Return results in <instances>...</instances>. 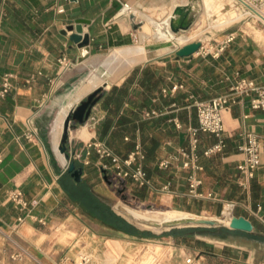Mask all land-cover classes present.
<instances>
[{"label": "crops", "instance_id": "0c3cea01", "mask_svg": "<svg viewBox=\"0 0 264 264\" xmlns=\"http://www.w3.org/2000/svg\"><path fill=\"white\" fill-rule=\"evenodd\" d=\"M122 1L154 9L169 0H0V89L4 77L8 82L0 95V264H76L82 248L106 259L111 248L105 242L76 243L88 236L80 217H94L80 205L78 185L90 172L112 169V157L101 156L94 143H102L120 158L139 145L143 157L130 167L139 163L149 183L123 179L154 190L156 199L175 209L223 216L226 201H232L231 214L252 223L250 231L217 221L182 233H155L154 241L165 249L154 264H187V256L192 264H264V109L252 107L248 96L231 103L223 112V145L210 154L203 151L218 137L198 131L195 151L202 169L196 174L201 178L197 187L201 196L188 193L191 168L183 166L186 157L181 152L191 151L188 127L198 124L195 99L226 92L236 74L264 82L263 26L236 23L210 45L200 40L198 50L189 55L178 56L173 49L194 40L97 66L104 79L67 108L103 85L85 121L68 130L67 148L82 157L74 160L82 166L80 182L65 168L52 122L92 70L90 56L134 45V31L140 26L134 27V11H122ZM79 17L86 19L82 33L89 37V55L82 60L76 58L80 48L70 40L71 30L64 32ZM62 56L67 65L59 61ZM247 131L259 136L262 149L260 164L244 188L237 163L243 158L238 145ZM163 159L169 160L167 167L159 165ZM14 192L24 204L12 198ZM97 217L109 215L103 208ZM90 233L103 241L111 239ZM113 240L119 254H126L130 241Z\"/></svg>", "mask_w": 264, "mask_h": 264}, {"label": "rangeland", "instance_id": "374dc122", "mask_svg": "<svg viewBox=\"0 0 264 264\" xmlns=\"http://www.w3.org/2000/svg\"><path fill=\"white\" fill-rule=\"evenodd\" d=\"M205 3L210 8L209 12L205 9ZM227 6H236V10L238 12L242 11V14L237 18L227 20ZM178 7L181 8V10H176ZM132 10L135 13L136 21H141L140 27L136 28L137 30L135 29L134 31V45L118 46L108 53L90 56L88 61L93 63L91 66L92 70L85 75V80L82 83L84 84L86 81L89 82V87L86 90L97 85L95 80H100L101 75L96 67L100 64L108 67L104 60L106 57H110L115 50H118L115 52L120 53L122 57H128L131 55V52L128 50L136 47L139 43L143 47H141L142 49L138 52L137 56L144 57L149 54L173 48L176 46V42H179L178 38H169V40L166 38H156L155 34H153L155 28L154 23L141 16L140 11L150 14L156 20H161L169 11L174 12L175 26L179 24L176 20H179L183 15V20L187 22V27L184 29L179 28L177 31L174 30L176 35H186L185 40H181L180 42L199 39L205 44L210 45V43L215 41L216 38H219L222 33L228 32L230 27L236 23L247 22L251 24L254 23L259 27L263 26L261 21H254L251 16L244 13V8L240 3H236L235 0H169L159 7H154V9L141 8L133 5ZM140 33H142L141 41L139 39ZM152 45H156L154 51L148 47ZM67 144L69 145V142H67ZM71 159L81 160L80 158L73 157ZM103 168L104 167H102V169ZM104 169H106V172L100 169H97L95 172H90L86 176L87 178L84 180V183H79L78 185L77 199L82 208L94 217H80V225L84 224L88 227V236L82 237L83 240L77 241L76 243L80 246L84 244L94 246L99 244L100 246L105 242V244L111 248V252L107 255L105 260H102L100 255L93 254L86 248H82L77 253L76 264L80 262L81 256L84 254L90 258L91 264H139L145 258L148 260V264H154L155 257L162 256L165 249L161 245V242L157 240L154 241L155 233L169 230L182 233L189 228L196 229L204 226V224L200 222H173L163 225L161 221L163 214L191 213L175 209L164 200L156 199L154 197V190L152 189H147L142 186L138 188V186L130 182V180L125 181L124 179L114 177L113 169L107 166ZM104 174H108V178L112 180V185H109L103 178ZM90 180L92 182H88ZM78 182H80V180ZM122 187H125V189L119 191V188ZM131 193H135L136 196ZM123 194L125 197H122ZM90 201V207H92V209L89 208ZM100 201L104 204L100 205L98 203ZM92 203H94V206H92ZM103 208H105V215H109V217H97L100 209ZM199 215L204 216L203 214ZM110 221L113 222V224L110 223ZM90 232L105 235L106 238L111 239L103 241L101 237H93ZM114 238L130 241L128 242L126 254H119L118 248L116 247L117 245L113 240ZM60 239H63V241L66 240L64 236Z\"/></svg>", "mask_w": 264, "mask_h": 264}, {"label": "built area", "instance_id": "2783aa9c", "mask_svg": "<svg viewBox=\"0 0 264 264\" xmlns=\"http://www.w3.org/2000/svg\"><path fill=\"white\" fill-rule=\"evenodd\" d=\"M238 1L244 9L248 10L247 14L251 16L254 21L259 20L264 26V0ZM121 9L124 13H130L133 11L131 4L127 1L121 2ZM59 61L63 65H67L69 63L64 56L60 57ZM7 87V78L4 77L2 88L0 89V95H2L7 90ZM245 96L249 97V103L252 107L264 109V82L260 83L255 81L251 77L236 74L226 92L211 96L206 99L194 100L198 124L196 126L188 127L189 142L191 147L190 153H187L184 150L181 151L186 157L182 162L183 166L191 168V172L186 177L189 194L195 196L202 195V193L197 189L198 185L201 182V178L196 174L197 170L202 169V165L198 162L199 156L195 151L198 142V131L211 133L218 137V140L213 145L204 149V154H210L221 149L223 141L220 136L221 132L224 129L223 112L231 103L237 102ZM88 145H90V143H88ZM93 145L96 151L101 156L108 155L112 157L111 166L113 169L114 177L118 179L130 177L139 185H145L149 183L145 175V171L139 163L130 167V165H132V163L137 158L143 157V153L139 145H136L135 149L132 150L127 155V157L124 158H120L114 155L111 150L102 143H94ZM238 148L239 151L243 154V158L237 163V168L242 174L241 185L242 187L246 188L248 187L249 179L253 176L255 169L260 164L262 144L259 136L255 132L247 131L244 134L243 141L238 145ZM68 151L70 153V156H73V158L82 159L81 153L71 151L70 146H68ZM168 164V159H163L159 162V165L161 167H167ZM12 198L19 203H25V201L21 199L19 192H14L12 194ZM232 206V201H226L225 210H229V218L231 215L230 210ZM185 262L187 264H192V257H185ZM78 264H91L90 258L84 254L81 256V260Z\"/></svg>", "mask_w": 264, "mask_h": 264}, {"label": "water", "instance_id": "95a60500", "mask_svg": "<svg viewBox=\"0 0 264 264\" xmlns=\"http://www.w3.org/2000/svg\"><path fill=\"white\" fill-rule=\"evenodd\" d=\"M181 10V8H176V10ZM134 15H132L133 17ZM84 18H76L74 23L66 25L65 30H71L69 34L70 40H72L80 48V53L76 57L77 60H82L89 55L88 41L89 37L87 33H82V22H85ZM141 25V21H137L134 27ZM187 22L183 20V15L179 19V24L173 26L172 29L177 31L179 28H186ZM201 45L200 40H194L186 42L180 46H177L173 49V52L178 56L189 55L196 50ZM103 85L95 87L90 91L84 98L80 99L75 105L71 106L66 112L63 122H62V132L60 135L58 149L63 153L65 160L67 161V171L71 174L74 180L79 181L81 179L82 166H77L75 161L71 159L70 153L67 148L68 142V130L69 128L75 126L77 123H83L88 117L92 106L96 103L99 97L102 95ZM103 172H106V169H102ZM103 178L108 182L109 185H112V180L108 178V174H104ZM125 187L119 188V191L124 190ZM122 197H125L123 194ZM202 224H213L214 222L203 220ZM228 226L231 228L242 229L245 231H250L252 229V223L242 215L231 214Z\"/></svg>", "mask_w": 264, "mask_h": 264}, {"label": "bare ground", "instance_id": "6f19581e", "mask_svg": "<svg viewBox=\"0 0 264 264\" xmlns=\"http://www.w3.org/2000/svg\"><path fill=\"white\" fill-rule=\"evenodd\" d=\"M236 3H239L238 0H235ZM135 9V8H134ZM205 9L207 12H209V6L205 3ZM137 11V10H136ZM244 13H248L247 9H244ZM141 16H143L144 18H146L147 20H149L150 22L154 23V32L153 34H155L156 38L160 39V38H166L169 40V38H178L179 42L181 40H185L186 35L185 34H175L174 30L172 29L173 26H175L174 23V12L169 11L161 20H156L154 19L153 16H151L148 13L145 12H141L140 11ZM232 14V15H231ZM242 14V11L238 12L236 10V6L235 7H231V6H227L226 7V19H233V18H237ZM223 20V19H222ZM139 39L141 41L142 39V33L139 34ZM176 42V45L179 43ZM141 44H137L136 47H133L131 49H129L128 51L131 52V55H136L138 54V52H140V50L142 49ZM149 49H152L154 51V47H156V45H152V46H148ZM118 51V50H115ZM112 53V55L110 57H106L104 62L105 64H107L108 66L113 65L116 61H118L119 59H122L124 57H122V55L118 52ZM152 52V51H150ZM103 77H100V80H102ZM100 80L97 79L95 80V82L100 83ZM103 84V83H101ZM89 87V82H85L84 84H81L79 86V88L76 90L74 96L71 98V100H68V103L61 106L60 109L58 110V113L55 117V119L52 122L51 125V129L54 132L53 136H54V141H55V146L58 149V143H59V138L62 132V121H63V117L65 115V112L67 111L68 105L72 102H74L82 93L83 91H85L87 88ZM73 94V93H72ZM70 98V97H69ZM73 104V103H72ZM59 150V149H58ZM228 217H229V210H225V215L223 216H201V215H195V214H186V213H179V214H163L162 216V223L163 225L169 224V223H173V222H200L203 223V220L206 221H211V222H217V221H223L225 223L228 222ZM139 264H148V260L145 258L143 259Z\"/></svg>", "mask_w": 264, "mask_h": 264}, {"label": "trees", "instance_id": "16d2710c", "mask_svg": "<svg viewBox=\"0 0 264 264\" xmlns=\"http://www.w3.org/2000/svg\"><path fill=\"white\" fill-rule=\"evenodd\" d=\"M89 208H90V207H89ZM110 223H112V224H113V222H111V221H110ZM173 231H174V230H173Z\"/></svg>", "mask_w": 264, "mask_h": 264}]
</instances>
